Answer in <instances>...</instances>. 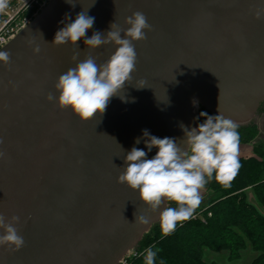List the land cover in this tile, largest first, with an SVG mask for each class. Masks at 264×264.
Instances as JSON below:
<instances>
[{"label": "water", "instance_id": "95a60500", "mask_svg": "<svg viewBox=\"0 0 264 264\" xmlns=\"http://www.w3.org/2000/svg\"><path fill=\"white\" fill-rule=\"evenodd\" d=\"M82 11L95 18L85 38L106 34L112 23L127 28L135 11L152 26L146 40L133 42L126 102L112 97L103 116L88 122L46 99L58 96V76L85 55L103 63L115 50L111 43L88 50L82 38L75 61L73 46L51 44L70 22L66 15L74 20ZM0 50L11 53L8 66L0 62V213L20 217L25 240L19 251L0 247V264H119L159 222V210L117 183L126 154L148 152L143 130L179 143L181 125L199 124L197 102L215 114L219 104L238 124L257 117L264 102V0H51ZM141 79L146 87L137 89ZM138 215L149 224L136 222Z\"/></svg>", "mask_w": 264, "mask_h": 264}, {"label": "clouds", "instance_id": "9594fccd", "mask_svg": "<svg viewBox=\"0 0 264 264\" xmlns=\"http://www.w3.org/2000/svg\"><path fill=\"white\" fill-rule=\"evenodd\" d=\"M67 2L72 4L73 0ZM6 7V0H0V11ZM256 17L261 18V12L258 11ZM66 19L70 22L55 33L51 44L73 46V60L78 59L79 52L76 50L82 38L88 50L110 43L115 47L114 52L103 63L97 62L98 56L85 55L74 67L58 76L54 84L58 96L51 92L46 96L49 102L55 101L59 109H70L81 122H88L98 115L103 116L112 97L119 96L126 102L127 98L121 93L131 84L137 64L133 42L146 40V31H151L152 26L144 13L135 11L125 18L127 28L112 23L106 34L96 31L90 38H85L88 30L93 27L95 18L82 11L74 20L67 15ZM33 51L38 54L39 46ZM0 62L8 66L11 63V53L0 50ZM145 85L146 82L142 79L135 83L137 89L146 87ZM217 112L216 115L201 112L200 115L205 117L204 122L191 130L181 125L185 139L179 143L173 138L152 136L145 129L143 136L146 138L148 152L155 147L156 154L148 159V152L133 147L124 158L126 166L118 176L117 183L137 191L139 200L147 209L152 212L159 210L162 236L170 235L179 223L193 217L201 204L202 190L213 177L227 188L238 175L241 167L239 124L220 113L219 104ZM2 143L3 139L0 138V144ZM135 143L139 144L140 138ZM4 156L5 153L0 151V158ZM170 203L176 206H168ZM138 221L149 224V218L144 215H138L136 222ZM19 223V216L12 215L9 218L0 213V247L19 251L25 246V240L16 227ZM158 251L159 249L154 250V246L148 247L144 253L145 264H155Z\"/></svg>", "mask_w": 264, "mask_h": 264}, {"label": "trees", "instance_id": "16d2710c", "mask_svg": "<svg viewBox=\"0 0 264 264\" xmlns=\"http://www.w3.org/2000/svg\"><path fill=\"white\" fill-rule=\"evenodd\" d=\"M201 112L216 115L200 106L199 124L205 119ZM263 115L264 102L257 117L239 124V145L251 144L253 155L239 156L241 167L231 186L225 188L213 177L205 187L206 193L203 191L196 217L179 223L168 236H162L159 222L153 224L125 264H145L144 253L150 246L159 249L155 264H264V132L260 127ZM250 192L261 208L250 200ZM206 250L226 252V260L207 261ZM246 250L254 252V257L241 263Z\"/></svg>", "mask_w": 264, "mask_h": 264}, {"label": "built area", "instance_id": "2783aa9c", "mask_svg": "<svg viewBox=\"0 0 264 264\" xmlns=\"http://www.w3.org/2000/svg\"><path fill=\"white\" fill-rule=\"evenodd\" d=\"M51 0H6L0 11V49L26 27ZM198 214L194 212L193 217ZM125 256L119 264H125Z\"/></svg>", "mask_w": 264, "mask_h": 264}, {"label": "rangeland", "instance_id": "374dc122", "mask_svg": "<svg viewBox=\"0 0 264 264\" xmlns=\"http://www.w3.org/2000/svg\"><path fill=\"white\" fill-rule=\"evenodd\" d=\"M199 108H200V105L199 103L197 102L196 103V111L198 112L199 111ZM241 148H249V151H244V149L241 150ZM252 150V146L250 144V146H242V145H239V156H251L253 155V152L251 151ZM206 193V189L204 188V190H202ZM249 195H252V196H249L250 197V200L256 205L258 206V208H261L260 207V204L258 203V201L256 200V198L253 196L252 192L249 193ZM203 198V197H202ZM264 211V209H262ZM225 253L226 252H213L211 250H206L205 253H204V259L207 260V261H211V260H215V261H218V262H223L225 260L224 256H225Z\"/></svg>", "mask_w": 264, "mask_h": 264}, {"label": "crops", "instance_id": "0c3cea01", "mask_svg": "<svg viewBox=\"0 0 264 264\" xmlns=\"http://www.w3.org/2000/svg\"><path fill=\"white\" fill-rule=\"evenodd\" d=\"M244 149V151H249V148H241V150ZM252 196V195H250ZM254 257V252H252L251 250H246L244 253H243V256H242V259L240 260L241 263H244V262H249L253 259ZM225 260H226V253H225V256H224ZM224 260V261H225Z\"/></svg>", "mask_w": 264, "mask_h": 264}, {"label": "flooded vegetation", "instance_id": "af4514ba", "mask_svg": "<svg viewBox=\"0 0 264 264\" xmlns=\"http://www.w3.org/2000/svg\"><path fill=\"white\" fill-rule=\"evenodd\" d=\"M201 194H202V197H203V196H204V195H203V191H202V193H201Z\"/></svg>", "mask_w": 264, "mask_h": 264}]
</instances>
